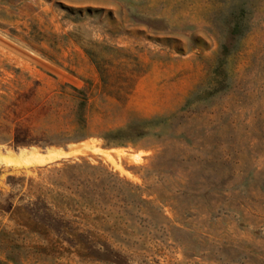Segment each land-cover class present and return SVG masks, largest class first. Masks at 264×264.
I'll use <instances>...</instances> for the list:
<instances>
[{
	"label": "rangeland",
	"instance_id": "obj_1",
	"mask_svg": "<svg viewBox=\"0 0 264 264\" xmlns=\"http://www.w3.org/2000/svg\"><path fill=\"white\" fill-rule=\"evenodd\" d=\"M21 188L76 231L18 196L0 264H112L83 232L122 264H264V0H0V202Z\"/></svg>",
	"mask_w": 264,
	"mask_h": 264
},
{
	"label": "trees",
	"instance_id": "obj_2",
	"mask_svg": "<svg viewBox=\"0 0 264 264\" xmlns=\"http://www.w3.org/2000/svg\"><path fill=\"white\" fill-rule=\"evenodd\" d=\"M73 89L75 91H78L75 88ZM80 93L83 95V100L86 103L88 101L87 93ZM81 106H83V102L81 103ZM16 141L17 143L24 142L18 132L16 134ZM12 180L16 179L12 178ZM12 191L14 192L16 190ZM18 196H21V200H28L25 205V209L36 221L48 226L57 234L63 235V237H65L68 231H76V229H73V227L70 226V222L64 216L60 215L57 211H55L53 207L44 198H37L35 200L31 199L25 193H23V188L17 190L16 194H9L8 198L0 202V214H4L10 211L16 201H18ZM79 237L81 238V241L83 243L88 245V252L90 255L96 257L97 259L110 261V263L112 264H122L120 263V261H118L119 255L115 253V251L109 250L106 245L101 244L94 237H92L90 233L83 232L79 235ZM97 246L99 247L97 248Z\"/></svg>",
	"mask_w": 264,
	"mask_h": 264
},
{
	"label": "bare ground",
	"instance_id": "obj_3",
	"mask_svg": "<svg viewBox=\"0 0 264 264\" xmlns=\"http://www.w3.org/2000/svg\"><path fill=\"white\" fill-rule=\"evenodd\" d=\"M46 158V157H45Z\"/></svg>",
	"mask_w": 264,
	"mask_h": 264
}]
</instances>
